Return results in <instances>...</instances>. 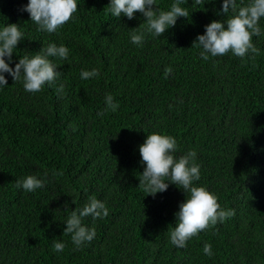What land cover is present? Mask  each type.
<instances>
[{
	"label": "trees",
	"instance_id": "obj_1",
	"mask_svg": "<svg viewBox=\"0 0 264 264\" xmlns=\"http://www.w3.org/2000/svg\"><path fill=\"white\" fill-rule=\"evenodd\" d=\"M207 2L186 0L187 18L137 47L129 33L143 28L145 18L137 12L132 20H116L107 12L109 0H77L74 19L53 34L37 31L20 10L27 0H0V24H17L24 33L14 61L49 42L70 49L67 61H57L63 93L45 86L29 94L5 74L0 264H264V36L252 38L259 54L203 61L192 44L206 24L223 18L213 10L219 2ZM171 3L157 0L161 10ZM259 23L264 28V18ZM166 67L172 68L167 77ZM92 68L99 77L82 80L81 69ZM106 94L119 108L100 117ZM152 132L174 136L178 156L195 149L196 183L235 212L185 248L169 241L185 193L170 184L152 197L138 187V145ZM29 174H46L45 186L33 193L17 189L15 180ZM91 196L109 214L84 218L96 236L76 249L63 222ZM53 239L64 242L62 252L53 250ZM205 243L212 257L204 255Z\"/></svg>",
	"mask_w": 264,
	"mask_h": 264
},
{
	"label": "clouds",
	"instance_id": "obj_2",
	"mask_svg": "<svg viewBox=\"0 0 264 264\" xmlns=\"http://www.w3.org/2000/svg\"><path fill=\"white\" fill-rule=\"evenodd\" d=\"M185 2L186 0H172L167 10H161L157 0H109L107 12L116 20L121 16L132 20L137 12L142 14L145 18L143 28L129 33L130 42L142 47L146 36L159 38L176 25L178 18L189 16L188 9L181 6ZM216 2H219V8L213 9L215 15L223 18L206 24L203 34H197L192 44L198 49L200 58L208 61L230 53L243 59L250 54H259L252 38L264 36V28L259 23L264 18V0H247L246 3L240 0L239 4L238 0H208L207 3ZM196 3H201V0H196ZM20 10L29 14L37 31L53 34L66 22L74 19L78 3L77 0H27ZM23 39L24 33L19 25L0 24V90L8 85L5 74L14 82L19 81L24 92L29 94L38 93L45 86H56L61 74L57 70L60 66L57 61H67L70 49L64 44L49 42L34 54L18 56V61H14L13 54ZM171 72L172 68L166 67L165 77ZM79 75L82 80H89L98 78L100 73L96 68L81 69ZM55 90L57 94L63 93V85L59 84ZM104 103V110L97 113L100 117L106 111L116 112L119 108V103L111 94L105 95ZM138 152L139 163L143 166L138 187L146 196L155 197L157 193L165 192L170 184L185 193V199L179 203L178 210L174 213L175 223L169 230V241L173 246L185 248L192 237L211 225L223 223L235 214L233 209L220 206L214 192L196 183L200 180L201 173L195 149H189L178 156V144L174 136L152 132L138 145ZM45 183L46 174L45 178L29 174L16 179L15 187L33 193L43 188ZM108 214L106 203L91 196L82 207L76 206L68 214L63 222V233L69 234L72 244L80 249L91 243L96 236L95 227L85 224L84 218L91 216L95 221ZM64 247L62 240H52L55 252H62ZM203 253L208 257L213 256L210 243L203 245Z\"/></svg>",
	"mask_w": 264,
	"mask_h": 264
}]
</instances>
